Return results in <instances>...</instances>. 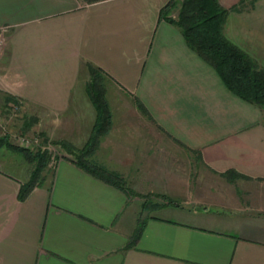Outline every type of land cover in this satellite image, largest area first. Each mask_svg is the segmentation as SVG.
<instances>
[{
	"label": "crops",
	"instance_id": "1",
	"mask_svg": "<svg viewBox=\"0 0 264 264\" xmlns=\"http://www.w3.org/2000/svg\"><path fill=\"white\" fill-rule=\"evenodd\" d=\"M168 1L0 0V90L68 152L21 197L31 163L0 143V264H264L263 107L160 16ZM218 2L225 35L264 66V0ZM89 64L111 111L89 159L124 188L73 153L95 120Z\"/></svg>",
	"mask_w": 264,
	"mask_h": 264
},
{
	"label": "trees",
	"instance_id": "2",
	"mask_svg": "<svg viewBox=\"0 0 264 264\" xmlns=\"http://www.w3.org/2000/svg\"><path fill=\"white\" fill-rule=\"evenodd\" d=\"M174 7L177 8L175 16H169V12ZM159 14L166 17L180 30L186 44L216 70L228 89L240 98L258 107H264V66L225 35L224 24L228 9L223 7L218 0H169L160 9ZM89 71L90 77L85 86L95 109V120L85 145L79 149L72 147L76 153L74 156L77 164L87 171L124 188V180L119 175L89 159L99 138L111 124V111L105 97L103 77L99 69L92 64H89ZM3 99L17 102L16 97L10 94H6ZM30 125V121L27 120L25 126ZM0 143L21 152L31 161L38 159L30 178L21 184L19 195L23 197L37 182L36 177L45 165L41 160L46 152L45 150L32 151L25 147H13L7 135L6 137L0 136ZM48 157L47 154V160H49Z\"/></svg>",
	"mask_w": 264,
	"mask_h": 264
},
{
	"label": "rangeland",
	"instance_id": "3",
	"mask_svg": "<svg viewBox=\"0 0 264 264\" xmlns=\"http://www.w3.org/2000/svg\"><path fill=\"white\" fill-rule=\"evenodd\" d=\"M3 36L5 39L4 31H3ZM6 94L8 93H5V91L3 92L2 90H0V136L6 137L7 135V139L13 147L15 146L25 147L31 149L32 151L45 150L46 155L41 160L42 162L45 163V165L42 166V171H40L36 180H38V178H41L42 174H44V176L47 177L49 171L47 170L48 168L45 170V168L47 167L46 164L48 162H51L54 158H57L58 156H63L65 153H68L59 144V142H62V139L58 141L56 139V137H58L57 135H51L48 133L47 130H45L46 132H43L42 130L43 126L41 125V118L38 116H34L33 113L30 112L28 104L24 103L22 100L18 98H16L17 102H13V100L5 101L3 98H5ZM263 112H264V107H263ZM25 120L30 121L31 125L29 127L25 126L26 124ZM74 148L79 149L81 147L74 146ZM7 153L12 154V156L14 154H16L17 156L22 154L21 152L15 151V149L13 148L12 149L8 148V152L7 151L2 152L1 157L2 156L5 157ZM47 154L49 156L48 157L49 160L46 159ZM74 154L76 153L74 152ZM21 156L23 157L25 156L24 158H27L26 160L30 161L31 163L30 172H32L35 165H37L38 159L36 160L32 159L31 161V159H29V157H27L26 155L22 154ZM5 158L9 159L10 157L7 156ZM18 159L19 158H17V160ZM15 160L16 158L13 157L12 161ZM16 165L19 167L18 162L17 164H15V166ZM13 169L18 171L17 169H15V167ZM16 171L14 172L17 173ZM146 198L151 199V197L148 195L146 196Z\"/></svg>",
	"mask_w": 264,
	"mask_h": 264
},
{
	"label": "built area",
	"instance_id": "4",
	"mask_svg": "<svg viewBox=\"0 0 264 264\" xmlns=\"http://www.w3.org/2000/svg\"><path fill=\"white\" fill-rule=\"evenodd\" d=\"M6 26L0 25V57L3 52V47H4V36H3V31L5 30ZM27 146V145H25Z\"/></svg>",
	"mask_w": 264,
	"mask_h": 264
}]
</instances>
